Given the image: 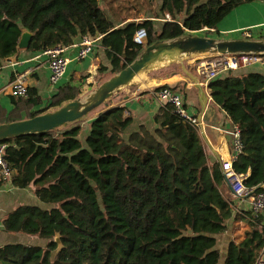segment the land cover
<instances>
[{
  "label": "trees",
  "instance_id": "16d2710c",
  "mask_svg": "<svg viewBox=\"0 0 264 264\" xmlns=\"http://www.w3.org/2000/svg\"><path fill=\"white\" fill-rule=\"evenodd\" d=\"M103 1L0 0V59L18 52L23 30L33 34L31 53L101 36L115 75L144 50L134 43L138 29L147 30L148 47L214 30L237 8L262 0H161L160 13L171 19L160 32L150 20L115 29ZM166 88L184 94L180 84L154 92ZM28 89L27 98L10 97L12 111L0 108V124L34 118L84 95L78 87L60 86L44 104L36 88ZM209 89L215 105L241 131L243 150L234 170L258 192L264 184V73L228 71ZM153 124L154 129L131 131L127 108L112 103L85 123L0 143L13 172L10 181L0 172V190L8 183L33 188L45 205L18 206L3 220L4 230L46 242L45 247L2 245L0 264H256L264 249V218L235 216L221 190V165L209 162L199 128L175 114L170 103L162 104ZM83 126L89 131L82 142ZM231 220L247 228L223 258L218 238ZM57 234L63 250L52 262Z\"/></svg>",
  "mask_w": 264,
  "mask_h": 264
},
{
  "label": "crops",
  "instance_id": "0c3cea01",
  "mask_svg": "<svg viewBox=\"0 0 264 264\" xmlns=\"http://www.w3.org/2000/svg\"><path fill=\"white\" fill-rule=\"evenodd\" d=\"M145 7H149V5L146 4ZM106 13L110 21L114 24L115 29L124 28L132 22L140 23L145 20H150L154 23L156 32H160L166 21L160 11L159 14L154 17L149 15L150 11L143 12L139 16H125L123 14L117 16L109 10ZM244 30L251 31L254 34V40L264 39V0L248 3L234 10L216 29L211 30L213 37L209 38L237 40L241 39L240 33ZM203 32H207V29ZM80 42L81 38L78 37L74 40L72 46L66 47L65 55L72 59V62L69 65L65 77L57 86H52L49 82L50 70L47 58L44 56L43 52L31 53L28 52V50L18 49V52L14 56L7 59H0V108L7 112L13 110V104L10 99V97L13 96L12 86L14 81L21 75L26 76L27 85L30 88L37 89L44 104L55 94L60 86L70 85L78 87L81 90L84 87L94 89L98 82L101 84L108 78H111L113 76L111 73V63L106 56L104 48L101 47V43L87 60L79 62L76 60V57L79 52ZM192 66L193 64L191 67ZM102 69H105V71L101 72ZM244 70L248 72L255 71L264 73V65H256ZM191 74L194 75L202 85L206 99H204L202 90L198 88L194 81L181 71L167 74L165 77L158 76L156 78L147 77L141 80L139 79L133 85L123 89L122 92L113 99V103L116 105L120 104L127 108V113L133 118L131 131H136L141 126L154 129V116L162 106L156 97L154 89L162 85L173 86L180 84L184 92V94H181L185 99L188 111L193 116H196L201 124L199 130L209 162L212 164L219 162L222 170V163L228 160L232 153L231 139L223 132L231 129L232 124L227 118L226 113L215 105L209 87H205L202 84V80L198 77L194 67ZM181 84H184V86ZM178 91L180 92V90ZM88 131V126H83L82 134L84 137L87 135ZM221 190L223 194L231 200L234 208H236L237 205H240V208L243 206L244 199L236 198L232 187L228 184L226 179L221 185ZM248 204L250 205L249 202ZM20 205L41 206V203L35 196L33 188L20 190L8 183L0 190V246L3 244L17 243V240H19L20 234L11 235L5 232L3 220ZM238 213L240 212H236L235 210V216ZM228 226L229 230L225 233L227 241L224 246L225 249H223L225 250V254L227 253V246L229 243L243 236L242 231L240 232L242 235L239 234L238 236V229H243L242 221L234 222V220H231ZM218 239L220 241V237Z\"/></svg>",
  "mask_w": 264,
  "mask_h": 264
},
{
  "label": "water",
  "instance_id": "95a60500",
  "mask_svg": "<svg viewBox=\"0 0 264 264\" xmlns=\"http://www.w3.org/2000/svg\"><path fill=\"white\" fill-rule=\"evenodd\" d=\"M32 37V33L23 30L18 49L27 50ZM234 54L264 55V39L219 40L187 34L175 39L157 41L146 47L127 68L102 82L84 98L80 97L56 110L31 119L0 124V143L16 138L43 135L85 123L96 111L109 107L113 103V99L123 89L133 85L138 78L175 63L181 64L183 73L202 90L204 99H206L202 85L188 70L185 61L188 60L187 63H189L190 60L199 59V57ZM54 242L57 244V248L52 252V262L63 250L59 234L54 238Z\"/></svg>",
  "mask_w": 264,
  "mask_h": 264
},
{
  "label": "built area",
  "instance_id": "2783aa9c",
  "mask_svg": "<svg viewBox=\"0 0 264 264\" xmlns=\"http://www.w3.org/2000/svg\"><path fill=\"white\" fill-rule=\"evenodd\" d=\"M170 16L166 15L165 20H170ZM241 39L254 40V34L251 31L244 30L240 33ZM101 36L92 37L85 35L81 38L79 52L76 60L79 62L87 60L96 50L101 42ZM134 43L137 46L146 48L148 44V32L145 28H140L134 35ZM47 58L48 67L50 70L49 82L52 86H57L65 77L72 59L67 57L66 47L57 45L54 48L43 51ZM256 65H264V55L254 54H234L225 56H210L200 60L195 66L198 77L202 80L205 87H209V83L220 77L228 71H237L247 69ZM13 96L27 98L29 89L26 76H19L12 86ZM156 97L161 104L170 103L174 107L177 114L185 122L193 125L196 128L201 127L199 120L193 116L185 103L183 95L169 88L163 89L156 93ZM231 139L232 153L228 160L222 163V172L228 184L232 187L236 198L248 200L251 205V212L255 216L264 218V184L261 185L260 191L250 190L244 185L245 176L239 175L234 170V163L241 155L243 143L241 138L240 128L233 125L231 129L223 132ZM6 146L0 147V172L4 180L10 181L13 175L9 164L4 158ZM256 264H264V249L259 256Z\"/></svg>",
  "mask_w": 264,
  "mask_h": 264
},
{
  "label": "rangeland",
  "instance_id": "374dc122",
  "mask_svg": "<svg viewBox=\"0 0 264 264\" xmlns=\"http://www.w3.org/2000/svg\"><path fill=\"white\" fill-rule=\"evenodd\" d=\"M160 3H161V0H104L102 3V7L104 8L105 13L108 12V10H109L110 12L114 13L117 16H119V14L120 15L123 14L125 16H130V15L139 16L143 12H149L150 11L149 15L151 17H154V16L159 14ZM146 4H148L150 8L145 7ZM106 15L108 16L107 13H106ZM199 35L200 36L203 35L204 37H213L212 36L213 34L211 33L210 30H207V32L202 31ZM204 58H206V57H199V59L190 60L189 64H191V65L193 64L194 66H196L197 63H199L200 60H202ZM187 61L188 60L185 61V64H187ZM174 67H175V69L178 70V72L182 71L181 64L175 63V64L169 65V67L167 66L165 68H162V70H156V71H153L152 73H150L148 75L147 74L143 75L142 77L138 78L137 81L139 79L141 80L142 78H147V77H151V78H156L158 76L159 77H165L166 74L173 73L172 69ZM99 85L100 84L98 82L96 84V87H98ZM82 91L84 93L82 98H84L86 95L91 93L93 91V89H88L87 87H84L82 89ZM80 139L83 142V140H84L83 134L81 135ZM243 201L246 203L243 202V206H241V208L239 207L240 205H237L236 208H234V207L233 208L236 210V212L239 211L240 213L251 216L252 212L250 211V205L248 204L249 201L245 200V199ZM41 206L45 207V205H41ZM246 226H247L246 223L245 224L243 223V229L242 230L240 228L238 229V231H239L238 236H239V234H241L240 233L241 231L244 234V231L247 228ZM11 235H15V234H11ZM19 236L20 237H19V240H17L18 241L17 243H23V244H28V245H42L43 247L46 246V242L40 240L38 237L28 236V235H24V234H20ZM243 237H244V235H243ZM226 241H227V237H226V234H224L220 237V241H219V248L222 251L221 253H222L223 258L226 255L225 250H223V249H225L224 246L226 245Z\"/></svg>",
  "mask_w": 264,
  "mask_h": 264
},
{
  "label": "bare ground",
  "instance_id": "6f19581e",
  "mask_svg": "<svg viewBox=\"0 0 264 264\" xmlns=\"http://www.w3.org/2000/svg\"><path fill=\"white\" fill-rule=\"evenodd\" d=\"M142 77V76H141ZM144 82V81H143ZM145 84V83H144Z\"/></svg>",
  "mask_w": 264,
  "mask_h": 264
}]
</instances>
